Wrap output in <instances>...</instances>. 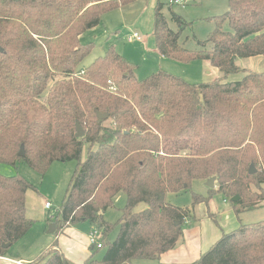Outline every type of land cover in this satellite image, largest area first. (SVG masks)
<instances>
[{"label": "trees", "instance_id": "trees-1", "mask_svg": "<svg viewBox=\"0 0 264 264\" xmlns=\"http://www.w3.org/2000/svg\"><path fill=\"white\" fill-rule=\"evenodd\" d=\"M133 1L0 0V164L24 162L44 174L55 161H76L48 222L56 234L82 221L92 226L101 246L90 244L82 264L157 261L181 240L194 208L214 192L229 200L236 215L264 200V71L236 64L237 57L264 56V0H227V10L210 17L214 28L197 49L179 42L185 22L172 5L178 30L170 28L164 3L155 4L157 52L180 62L208 61L221 73L210 82L189 83L162 69L139 79L136 65L112 44L80 74L94 48L81 35L104 13ZM239 72L240 80H225ZM76 123L82 137L75 136ZM211 177L214 188L206 196L191 192L190 207L167 202L168 193ZM33 188L18 174L0 173V256L34 223L25 204ZM119 192L125 203L111 223L104 212ZM140 203L144 209L135 210ZM29 263L75 264L56 241ZM193 264H264V220L223 233Z\"/></svg>", "mask_w": 264, "mask_h": 264}, {"label": "rangeland", "instance_id": "rangeland-1", "mask_svg": "<svg viewBox=\"0 0 264 264\" xmlns=\"http://www.w3.org/2000/svg\"><path fill=\"white\" fill-rule=\"evenodd\" d=\"M157 1L135 0L104 13L101 17V22L84 32L80 37L82 43H94V48L79 65V71L91 64L95 58L102 56L108 45L112 44L119 54L136 65L135 75L139 79L149 76L158 69L180 76L189 83L210 82L216 77L221 76V73L206 60L197 59L189 62H180L159 55L152 34L154 6ZM161 1L164 3L162 11L170 28L178 30L179 26L172 19L168 10V0ZM227 7V0H186L184 5H172V10L179 14L185 22L179 42L187 49L199 48L198 41L205 40L209 32L214 28V22L210 20V17L224 13ZM223 29L226 31L230 30L226 22L223 24ZM132 32H137L142 37V40L129 41L128 36ZM210 46L211 44L208 43L206 47L209 48ZM236 64L241 68L263 72L264 56L237 57ZM242 77L243 73H231L226 76L225 80L236 81ZM85 154L86 148L84 147L82 156L85 157ZM75 166L76 161L74 160L55 161L44 174H39L26 163L21 162L17 166L0 164V173L6 176L18 174L34 187L33 189H28L25 195L26 212L34 220H41L46 223L48 222L49 214L54 215L55 210L61 204ZM191 192L206 196L208 194V187L205 185V181L194 180L189 190L179 193L170 192L167 194L166 200L168 203L176 206L190 207ZM45 200L52 204L51 209L45 210L43 208ZM124 203V193H117L113 199V206L106 210L104 218L111 223L116 222L120 215L119 209L123 207ZM207 204L210 210L212 208V210L215 211L216 209L219 212L216 213L217 219L220 222V228L225 231L230 230V228L234 229L240 224H252L264 220V200L262 206L243 211L238 215L232 210L229 200L228 202H223V195L219 192H214ZM144 207L145 205L140 203L136 206L135 210L140 211ZM229 210L234 213V227L223 223V215L220 217L221 212ZM194 211H197V208H194ZM82 224L79 222L75 225L87 230V224ZM116 233L117 227L113 229L108 239L113 240ZM16 245L10 246L9 253L22 252L20 244ZM103 252L104 248L98 249L95 258L100 259ZM133 263L155 264V261L136 260Z\"/></svg>", "mask_w": 264, "mask_h": 264}, {"label": "crops", "instance_id": "crops-1", "mask_svg": "<svg viewBox=\"0 0 264 264\" xmlns=\"http://www.w3.org/2000/svg\"><path fill=\"white\" fill-rule=\"evenodd\" d=\"M223 202H228V199L223 198ZM44 203L43 208L48 210ZM195 208H197V211H194L193 217L183 227L181 240L178 241L174 248L162 253L159 259L155 261V264H193L199 255L211 247L223 233L233 230V228H230V230L225 231L220 228V222H218L216 215L219 212L216 209L215 211L212 210V208L210 210L208 204L200 203ZM26 214L31 218L27 212ZM233 214L231 210L221 212L220 217L223 215V223L234 227ZM49 216L51 215L49 214ZM31 219L34 220L33 218ZM80 223L87 224V230L73 224L65 227L61 233L56 234L47 231L50 225L49 222L34 220L32 227L26 234L11 245L12 247L20 244L22 252L9 253L11 248L9 247L5 256H0V264H18V261L32 262L43 249L50 247L54 241L57 243V248L68 260L75 264H82L91 254L89 236L95 230L86 221ZM52 235L54 236L52 237ZM96 236L98 238L97 233Z\"/></svg>", "mask_w": 264, "mask_h": 264}, {"label": "water", "instance_id": "water-1", "mask_svg": "<svg viewBox=\"0 0 264 264\" xmlns=\"http://www.w3.org/2000/svg\"><path fill=\"white\" fill-rule=\"evenodd\" d=\"M0 51H1V48H0ZM104 116H105V114L98 113V117L99 118H102ZM83 135H84V131H83L82 127L78 123H76L75 136L76 137H82ZM19 155L20 156H23L24 155L23 145L20 146ZM254 172H255V169H254L253 165L250 164L249 169H248V174H252ZM214 180H215L214 177H211V178L207 179L205 181V185L208 188H214ZM233 200H237V197H234ZM54 230H55V224L54 223H50V225L48 226V230L47 231L50 232V233H52V232H54ZM9 246H10V243L9 242L2 244V247L3 248H8Z\"/></svg>", "mask_w": 264, "mask_h": 264}, {"label": "built area", "instance_id": "built-area-1", "mask_svg": "<svg viewBox=\"0 0 264 264\" xmlns=\"http://www.w3.org/2000/svg\"><path fill=\"white\" fill-rule=\"evenodd\" d=\"M185 2H186V0H168L167 3L169 5H184ZM141 38L142 37L137 32H132L128 36V40L129 41L142 40ZM80 74H82V71H80ZM109 84H110V81H109ZM110 89H114V87L113 86H110ZM44 206L46 208H48V209H51V207H52V205H51V203L49 201H46L44 203ZM89 242H90V244L95 245L96 247H100L101 246V243L99 241V238H97V236H96V232H93L92 234H90V236H89ZM17 263L18 264H30V263H25V262H21V261H18Z\"/></svg>", "mask_w": 264, "mask_h": 264}]
</instances>
